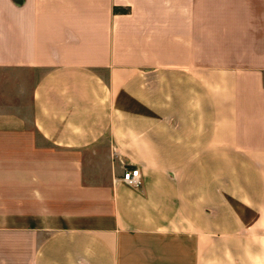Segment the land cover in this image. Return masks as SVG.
<instances>
[{"label": "crops", "instance_id": "1", "mask_svg": "<svg viewBox=\"0 0 264 264\" xmlns=\"http://www.w3.org/2000/svg\"><path fill=\"white\" fill-rule=\"evenodd\" d=\"M0 264H264V0H0Z\"/></svg>", "mask_w": 264, "mask_h": 264}, {"label": "built area", "instance_id": "2", "mask_svg": "<svg viewBox=\"0 0 264 264\" xmlns=\"http://www.w3.org/2000/svg\"><path fill=\"white\" fill-rule=\"evenodd\" d=\"M122 180L134 187H140L142 185V176L140 170L136 167L126 169L123 173Z\"/></svg>", "mask_w": 264, "mask_h": 264}]
</instances>
